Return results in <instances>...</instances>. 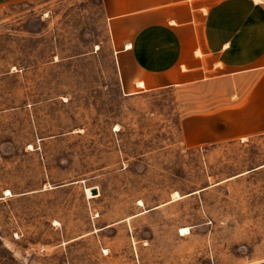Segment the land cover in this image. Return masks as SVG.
Masks as SVG:
<instances>
[{"label": "rangeland", "instance_id": "obj_1", "mask_svg": "<svg viewBox=\"0 0 264 264\" xmlns=\"http://www.w3.org/2000/svg\"><path fill=\"white\" fill-rule=\"evenodd\" d=\"M109 24L0 5V264L264 263V135L196 140L251 81L129 89Z\"/></svg>", "mask_w": 264, "mask_h": 264}, {"label": "crops", "instance_id": "obj_2", "mask_svg": "<svg viewBox=\"0 0 264 264\" xmlns=\"http://www.w3.org/2000/svg\"><path fill=\"white\" fill-rule=\"evenodd\" d=\"M25 1L30 0H0V5ZM103 9L119 42V68L129 89L138 82L144 83L139 93L197 84L218 74L248 78L240 102L225 109L223 131H212L223 115L215 111L209 115L210 128L197 126L196 140L217 144L264 135V5L251 0H103Z\"/></svg>", "mask_w": 264, "mask_h": 264}, {"label": "built area", "instance_id": "obj_3", "mask_svg": "<svg viewBox=\"0 0 264 264\" xmlns=\"http://www.w3.org/2000/svg\"><path fill=\"white\" fill-rule=\"evenodd\" d=\"M255 4L264 5V0H251Z\"/></svg>", "mask_w": 264, "mask_h": 264}, {"label": "water", "instance_id": "obj_4", "mask_svg": "<svg viewBox=\"0 0 264 264\" xmlns=\"http://www.w3.org/2000/svg\"><path fill=\"white\" fill-rule=\"evenodd\" d=\"M91 192L93 196L99 195V191L96 188L92 189ZM260 264H264V263H260Z\"/></svg>", "mask_w": 264, "mask_h": 264}, {"label": "bare ground", "instance_id": "obj_5", "mask_svg": "<svg viewBox=\"0 0 264 264\" xmlns=\"http://www.w3.org/2000/svg\"><path fill=\"white\" fill-rule=\"evenodd\" d=\"M138 85H139V87H143L144 86V83L140 82ZM183 232H187L188 233V229H182V233Z\"/></svg>", "mask_w": 264, "mask_h": 264}]
</instances>
